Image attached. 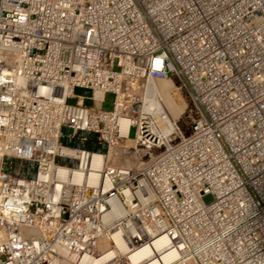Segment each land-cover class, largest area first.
<instances>
[{
  "label": "built area",
  "instance_id": "obj_1",
  "mask_svg": "<svg viewBox=\"0 0 264 264\" xmlns=\"http://www.w3.org/2000/svg\"><path fill=\"white\" fill-rule=\"evenodd\" d=\"M159 82L166 83L164 89ZM75 88L89 91L90 106L73 96ZM106 95L112 97L110 111L101 110ZM165 97L183 104L176 119ZM28 98L39 99L37 121L42 105L53 114L42 148L19 143L22 152L10 157L5 152L17 138L11 109ZM70 99L75 102L68 104ZM0 110V200L12 207L13 229L25 244L33 246L36 239L37 249L44 244L42 254L57 247L46 255H53L55 264H75L70 255L83 259L84 253L87 264H99L96 237L108 230L94 235L101 212H73L68 206L71 201L92 206L93 193L88 201L65 176L56 194L48 176L54 168L46 160L41 165L19 156L46 153L54 144L63 146L53 157L54 167L80 171V181L93 172L86 162L95 155L102 158L100 186L110 178L117 188L101 194V201L106 207L108 199H117L118 224L129 221L138 236L134 240L125 228L129 251L145 245L143 225L148 243H153L148 232L153 228L155 239L165 240L159 227L167 221L169 238L162 249L173 255L164 264H264V0H0ZM51 126L58 131L55 140L47 136ZM124 143L129 147L119 148ZM115 144L120 157L136 163L108 166L106 157ZM178 173L188 179L190 202L199 192L197 201L217 209L209 233L206 221L196 227L193 242L172 228L182 231L181 223L192 222L194 215L180 217L161 200L170 195L168 188L176 192ZM41 185L42 196L36 199ZM79 225L91 228L83 233ZM213 233L222 247L218 257L209 256L210 242L204 243ZM193 248L195 258L189 261ZM18 251L3 243L0 264H15ZM150 256L135 262L155 259ZM46 257L41 264H51ZM117 261L131 264L124 254L103 264Z\"/></svg>",
  "mask_w": 264,
  "mask_h": 264
},
{
  "label": "bare ground",
  "instance_id": "obj_2",
  "mask_svg": "<svg viewBox=\"0 0 264 264\" xmlns=\"http://www.w3.org/2000/svg\"><path fill=\"white\" fill-rule=\"evenodd\" d=\"M158 86L161 89H164L166 86V83L164 82H159ZM13 93L18 94L20 91L18 89H13ZM42 92V90H41ZM165 103L167 106V109L169 111V114L171 115L172 118L176 119L179 114L181 109H183V104H174L168 97H165ZM40 107L39 104V99L36 98L34 101L32 98L26 99L24 102L22 101H16L15 104H13L12 109H11V117L14 118L15 120V131L17 134V138H14L15 140V145L12 147V150H6V154L10 155V157L15 156L17 158L18 154L21 153L20 151L22 148L19 146V143L25 142L26 144L33 146V149L37 150L42 148V142L44 139V132L47 126L48 121L51 119V116L53 114L51 108L46 105H42V120L37 121V116H38V108ZM0 112H2L0 110ZM55 112V111H54ZM5 116L8 117V109L6 110ZM1 133V129H0ZM58 131H53L52 126L47 134V136H51L54 140L57 137ZM8 139V137H6ZM117 146V144L112 145L110 147ZM129 147V143H124V146H120L119 148H125L127 149ZM63 146L59 144H54V147L50 150H48L46 153H42L40 151H36L35 154L32 156L22 153L19 155L22 158L25 159H31L34 158L36 161H38L41 165L42 163L45 162V165L48 168H54L49 171L48 176L50 177V180H52V185L51 187L53 188L54 192L57 194L59 192V189H62L63 185H60L61 180L66 176V181H70L71 188H74V190H80L83 191L86 194V197L88 198V201L91 198L92 193L95 195L96 199L93 202V205L90 206V204L85 205L84 202L82 201H71L68 206L71 211L77 212L80 210H85L89 211V209L94 212V213H100L99 215V220L100 223L94 228V235H98L99 232L102 230H108L107 234H99L96 237V247L97 250L100 251V260L99 264H103L105 262V258L107 259H113L117 257L119 254H124L129 257L131 264H164L167 262V259L171 257L172 251L170 249H162V246H164L165 242L169 238V234H167L170 230V222L168 223L167 221H164L163 224L159 227L160 229H163L164 232V239H155V232L157 228H153L149 230V235L152 237L151 241L153 242L152 244L148 243L150 240H146L147 237V232L146 228L143 225L144 229V234L142 235L143 239V244L141 249L133 253L132 251H129L130 243L131 240L129 239L126 241L127 238V231L125 232V228L130 229L129 226V221H126L124 224L119 225L118 222L121 221L122 214L120 211V208L118 207V204L115 203L117 202V199L111 198L107 200V206L105 207L104 204L101 201V194H105L107 190L110 189H115L117 188L116 186H113L111 179H108V184L100 186L102 180L98 178L99 171L101 168L104 166V162L102 158L98 157L97 155L93 156L89 161L86 162V165H89L92 169L93 172L88 171L87 174V181H80V174L81 172L78 171L76 172L75 169H71L70 171H67L63 168H55L54 167V155L55 154H60L62 151ZM122 150L118 149V146L116 148H111L109 151L108 156L106 157V163L110 167H128L131 166V162L133 164L136 163V161H133L130 157L125 158V157H120V153ZM18 152V153H17ZM14 153H17L14 154ZM2 152L0 151V155ZM123 155V154H122ZM121 161V163L117 161ZM118 163V164H115ZM111 170V169H110ZM113 172L118 175V172L116 169H113ZM72 173V174H71ZM179 174V178H174V183L176 185V192L175 191H170L168 188V191L170 192V195H163L161 200L163 205L172 210V211H177L180 215V217L193 214L194 216L192 217V222L188 223H181L182 231H180L176 226H174L172 229L176 233H180L182 236V239L187 241V242H193L192 239L198 236V233L195 231L196 227L198 225H203V223L206 226V221H208V225L206 226V232L209 233L210 229L212 228V225L215 222V218H211V215H215L217 212L216 206L211 205V206H205L201 202L197 201V197L199 196V192L193 195V197L196 199L194 202L189 201L188 193H187V186H188V179H183L181 173ZM234 177V176H233ZM168 178L169 175L166 173L165 175L162 176V181L164 185H168ZM236 180V177L233 178ZM99 185L100 187L98 189H95V185ZM199 182L198 180H194L192 182V189L193 192L195 189L198 187ZM167 187V186H166ZM230 190L233 189V187H229ZM67 193L70 192V187L67 188ZM141 191H142V197L145 200H148L150 197L144 193L145 191V186H141ZM140 189H136L135 192L141 194ZM175 192V193H174ZM124 194L125 196H128L132 194L131 192L128 193L127 191L120 192ZM174 193V194H172ZM243 194V200L245 203H248V195L244 193V190L241 192ZM42 196V185L40 190L34 195L36 199L40 198ZM53 201H56L55 197L52 198ZM7 200L3 199V202L0 200V209L2 212V215L0 216V229L6 230L5 233H2L0 230V247L4 243V247L7 246H14L15 248H19L18 251V259L15 261V264H41L42 261L45 259L47 254H51V252H56L57 247L53 246L49 249H47L43 254H42V246L44 244H40L38 246L39 249L35 247L36 239H33L32 244L33 246H30L29 244H25L23 240L21 239L20 235L13 229L14 227V221L16 220L15 218L10 216L11 213V206L6 203ZM160 211L161 209H157ZM224 210L228 211L230 210L229 207H224ZM261 217H263L261 215ZM114 224H108L110 222L115 221ZM88 223V221H87ZM7 224V227L4 225ZM80 228V231L83 233H86V229L91 228V227H86V226H78ZM132 232L133 239L135 240L138 238L137 235H133L132 229H130ZM205 235L204 233H201ZM214 234V233H213ZM202 235V236H203ZM129 237V236H128ZM104 240H108V243H104ZM220 239L219 235L214 234L212 235L211 238L208 240L206 239L204 241L205 244H209V256H217L221 252L222 247L219 246L220 244ZM146 244L148 246H146ZM110 247L106 249L107 247ZM194 250L190 249L188 252L191 255V252ZM197 253L199 251H196ZM152 255L155 257V259H152L149 262H135V260L141 261L144 260L145 258L149 257ZM173 255V254H172ZM84 258L80 259V257H77L74 254L70 255V258L74 261L75 264H87L84 259L87 257V254L84 253L82 255ZM151 257V256H150ZM48 259H51V264H55V257L49 256L46 257ZM194 256L191 255L189 257V261L194 260ZM103 259V260H102ZM192 259V260H191ZM93 264H96L93 263ZM119 262L117 261V263Z\"/></svg>",
  "mask_w": 264,
  "mask_h": 264
},
{
  "label": "rangeland",
  "instance_id": "obj_3",
  "mask_svg": "<svg viewBox=\"0 0 264 264\" xmlns=\"http://www.w3.org/2000/svg\"><path fill=\"white\" fill-rule=\"evenodd\" d=\"M72 94L74 97H82L83 98V105L85 106H90V101L88 100V97L90 95L89 91H86V90H83V89H78V88H75L72 90ZM111 100H112V97L110 95H106L105 96V99H104V103L101 105V110L103 111H110L111 109ZM75 102L74 99H70V100H67V103L68 104H73ZM133 129H130L129 132H128V137L129 138H132L133 137ZM122 156H126V155H122ZM119 163H121V161H117ZM115 164H118L115 162Z\"/></svg>",
  "mask_w": 264,
  "mask_h": 264
}]
</instances>
